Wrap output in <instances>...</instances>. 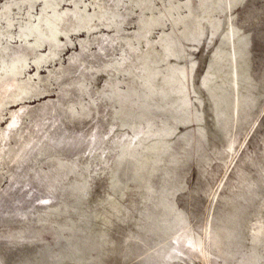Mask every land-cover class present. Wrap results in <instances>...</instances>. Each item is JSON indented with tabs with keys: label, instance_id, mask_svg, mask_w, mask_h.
I'll use <instances>...</instances> for the list:
<instances>
[{
	"label": "rangeland",
	"instance_id": "1",
	"mask_svg": "<svg viewBox=\"0 0 264 264\" xmlns=\"http://www.w3.org/2000/svg\"><path fill=\"white\" fill-rule=\"evenodd\" d=\"M62 7L0 163V264H156L152 237L218 212L222 168L264 167V0H0V37Z\"/></svg>",
	"mask_w": 264,
	"mask_h": 264
},
{
	"label": "bare ground",
	"instance_id": "2",
	"mask_svg": "<svg viewBox=\"0 0 264 264\" xmlns=\"http://www.w3.org/2000/svg\"><path fill=\"white\" fill-rule=\"evenodd\" d=\"M61 10L45 9L30 15L26 19L27 25L0 37V156L1 153L7 156L1 157L0 163L7 160L10 164L17 157L15 122L20 113L25 109L27 113L32 105L24 100L47 92L33 89L37 86V66L60 54L54 50L60 44L58 34L65 35L69 31L68 16L74 11L69 7ZM17 42L19 44H13ZM45 44L47 51L42 52ZM34 50L37 53L33 55L32 63L36 71L33 73L31 69V73L27 71L30 65L27 57ZM12 106L16 108L12 109ZM42 107L45 108V104ZM32 130L31 126L27 128L29 136ZM254 163L257 165L246 167L244 163L233 171L222 168L223 176L217 183L219 194L214 197L218 212L196 227L183 224L172 232L165 228L169 234L159 232V236L151 238L154 251H150V259L156 264H170L175 257H185L200 264H257L261 261L264 258V216L261 215L264 167L258 161ZM1 167L2 164L0 179ZM225 179L229 180L228 183L224 182ZM165 237H168L166 242L163 241Z\"/></svg>",
	"mask_w": 264,
	"mask_h": 264
}]
</instances>
